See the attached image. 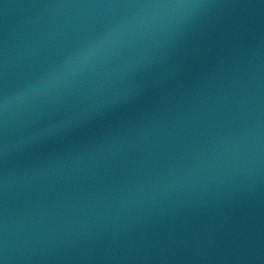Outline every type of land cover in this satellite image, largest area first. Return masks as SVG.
Masks as SVG:
<instances>
[{"label":"water","instance_id":"1","mask_svg":"<svg viewBox=\"0 0 264 264\" xmlns=\"http://www.w3.org/2000/svg\"><path fill=\"white\" fill-rule=\"evenodd\" d=\"M0 264H264V0H0Z\"/></svg>","mask_w":264,"mask_h":264}]
</instances>
